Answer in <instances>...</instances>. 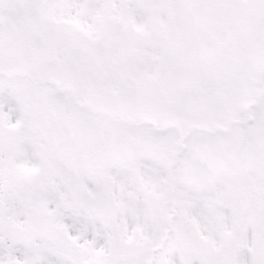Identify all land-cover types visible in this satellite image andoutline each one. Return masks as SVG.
I'll list each match as a JSON object with an SVG mask.
<instances>
[{
  "label": "snow or ice",
  "instance_id": "1",
  "mask_svg": "<svg viewBox=\"0 0 264 264\" xmlns=\"http://www.w3.org/2000/svg\"><path fill=\"white\" fill-rule=\"evenodd\" d=\"M0 264H264V0H0Z\"/></svg>",
  "mask_w": 264,
  "mask_h": 264
}]
</instances>
